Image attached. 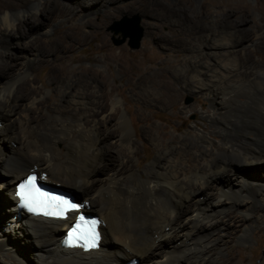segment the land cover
<instances>
[{
    "label": "bare ground",
    "instance_id": "1",
    "mask_svg": "<svg viewBox=\"0 0 264 264\" xmlns=\"http://www.w3.org/2000/svg\"><path fill=\"white\" fill-rule=\"evenodd\" d=\"M103 1L110 4V8L103 11L104 19L112 18L114 11L124 12L125 7L132 13H142L148 19L152 8L157 13L156 20L169 19L168 15L160 12L164 7L162 0H156L151 8L148 5L145 10L134 5L141 0H67L62 4L51 0L44 5L40 0H28L16 9L18 11H0V43L4 44L2 55L6 60L1 68H11L12 60L17 58L16 54L8 51L13 44L7 39L14 35L29 37L27 29L34 25L33 12L40 15L36 24L39 28L45 24L44 18L50 23L56 17H62L66 23L76 15L86 17L101 10L102 3L99 6L97 3ZM179 10L181 14L177 20L191 23L192 35L201 34L203 37L198 45L188 47L189 60L179 65L154 70L146 67L141 59L129 72L123 56L124 48L118 52L107 48L108 40L104 34L99 45L105 54L98 62L104 63L105 67H83L68 73L63 65L57 69L58 75L51 79V85L62 94V99L74 106L70 112L65 113L60 106L52 107L48 118L42 120L29 114V111L36 112L34 109L42 105L45 93L52 90L43 92L34 85L33 78H27L35 68L31 60L19 68L16 78L8 80V88L4 89V86V90H0V125L5 123L0 129V175L3 176L0 205L6 206L2 210L8 216L5 227L0 225V261L4 263L2 256L5 255L1 252L8 245L6 232L18 230L19 235H28L31 240L29 247L34 252L33 264H122L129 259H134L137 264H202L198 258L203 257L205 248L214 242L211 232L220 226L216 211L225 203L241 213L240 225L247 224L239 240L242 243L249 240L258 220L251 211L252 203L258 200L256 189L254 191L253 186H248L244 194V190L239 188L241 190H236L239 196H232L230 178L227 185L222 183V179L227 178L226 174L233 172L237 165L257 163L264 158V63L252 62V52L241 54L246 49L241 42L243 33L229 26L232 22L238 23V20L231 19L236 14L243 17L244 22L246 10L243 8H238L233 14L227 11L221 20L227 21L229 17L228 26L220 20L216 22H221L219 27L197 21L185 8L180 7ZM91 20L87 18L86 22ZM145 27L148 36L165 44L160 26L148 21ZM91 35L74 31L71 36L66 35L68 40L65 42L61 37L62 42L56 47L60 54L56 53L55 58L66 57L74 41L83 42ZM41 38L29 40L28 47L21 43L22 48H29L28 44H36ZM201 47L208 50L203 51ZM32 50L38 53L33 59L35 63H43L46 60L43 56L52 54L43 48ZM111 62H116L122 75L128 77V84L134 85L132 90L141 88V100L152 111L165 109L169 104L181 105L184 93L201 95L210 101V109L203 111L202 117L217 125L213 131L200 130L192 125L186 134L175 136V143L170 144L166 142L165 127L156 126L146 113L142 114L138 120L145 121L146 125L140 136L153 144L156 156L143 170L137 169L133 162L139 161L140 147L133 138L136 135L134 127L127 114L118 107L120 99L113 94L114 87L106 75ZM166 71L176 77L177 85L165 79ZM136 77L140 78L135 81ZM22 78L23 82L18 84ZM161 91L165 92L164 98L156 97L163 93ZM25 99L27 104L21 102ZM30 106L32 108L26 109ZM181 110L188 114L195 111V106L182 105ZM20 111L22 115L15 118ZM185 121L183 119L182 123ZM112 126L116 127L115 131H108ZM154 129L160 130L159 136L153 134ZM211 132L219 136L217 142L210 140ZM107 140L119 147L113 168H107L108 163H104L107 157L110 163L114 161V150L104 145ZM2 143L10 145L8 151ZM61 143L65 145L64 153L59 150ZM29 172L36 173L42 182L74 195L81 205L79 211L97 217L100 238L94 249L84 251L62 246V238L79 211L56 219L17 210L19 185ZM210 188L217 190V199L200 202L197 194L208 192ZM246 196L252 199L250 203L244 199ZM187 201H195L193 213L187 209ZM176 236L184 238L175 239L174 247L171 244L169 248L163 246L168 249H164L167 251L162 254L156 251L163 243H169V240L171 243V238ZM197 238L202 245L195 247L194 239ZM184 242L185 247L182 248ZM123 258L129 259L124 261Z\"/></svg>",
    "mask_w": 264,
    "mask_h": 264
},
{
    "label": "rangeland",
    "instance_id": "2",
    "mask_svg": "<svg viewBox=\"0 0 264 264\" xmlns=\"http://www.w3.org/2000/svg\"><path fill=\"white\" fill-rule=\"evenodd\" d=\"M27 1L28 0H0V11H18L16 9L19 8V6H22ZM50 1L51 0H40V3L44 5L45 3L49 4ZM58 1L62 4L67 0ZM155 1L156 0H141L137 3H134V5H139L142 7L141 10H145L148 5H150L151 8L152 4ZM162 1L164 2V7L161 8L162 10L160 12L165 14L164 16L168 15V20L171 19L174 21H168L164 18L156 20L157 13L155 10L152 11V8L150 9L151 13L149 14L148 19L146 16L144 17L140 12H130L131 10L127 7H125L124 12H118V10L113 12L111 10L110 12H113L111 13L113 17L104 19V15H102L103 11L108 10L110 8V4H104L103 1L97 3V6L102 3L101 5L103 6L101 10L91 12L86 17L76 15L71 21L66 23L63 21L62 17H56L50 23L48 22V19L46 20V18H44L43 20L45 21V24L41 25L38 28L36 24L38 23V20H40V15H37V12H33L34 14L32 16V21L34 22V25H29L27 29L30 33L29 37L25 39L14 35L7 39L10 43L13 44L8 51L17 55V58L12 60V66L9 69L1 68V66L6 63V60L4 59V55H2L4 54L2 46L3 43H0V90L2 91L8 88V80L16 78L19 72L18 70H20L19 68H22L24 64L29 63L31 60L34 63L35 68L34 72H32L33 74L31 73L27 78H33L35 80L34 85L40 87L43 92H46V90L48 89L52 90L49 93H45L43 99L44 102L42 103V105L34 109V111L36 112L29 111V114H31L32 116H38V118L42 120L48 118L49 112L52 107L54 108L60 106L59 108H62L61 110H63L65 113L70 112L74 106L62 99V94L59 91L55 90V88L51 85L53 82V80L51 79L58 75L57 69H59L63 65L68 73L70 70H79L83 67L91 69L103 68V66L105 67L104 63L98 62V60L105 54V51L100 48L99 45L100 39L104 34L107 36L108 40L107 48L114 50L115 52H118L121 48H124L123 56L126 59L127 65L129 66V72H132L134 70V65L138 60L141 59H143L146 67H152L154 70H160L161 68H164L168 65H179L182 62H185V60H189L190 55L188 53V47L192 45H198L199 39L201 40L203 38L201 34H195V36L192 35L191 28H193V26L191 23L189 24L188 22L177 20V17H179V15L181 14L179 10L180 7L187 9L192 16H195V19L197 21L202 22L205 25L215 27H219L221 22L223 25L227 23V25L225 26H228L229 17H227V21L221 20V17L223 18L224 14L227 11L233 14V12L238 10V8H243L244 10H246V17H244V22L242 21L243 17H241L239 14H236L231 19L238 20V23L232 22L229 26H233L241 33H243L241 34V42L243 44V47H245L246 49L245 51H242L241 54H244V52H247V54L249 52H252V62L256 64L264 63V0ZM42 5L40 6L41 9L43 8ZM258 6H260L262 9H259ZM78 9L81 8L78 7ZM177 10L179 12L174 13ZM85 18H92L93 20L86 22ZM123 19H127L133 25L135 24L137 33L140 36L138 47L131 46L130 36L126 35V37H124L122 34L123 32L116 31L115 28H117V23H119ZM102 20H105V22ZM220 20V24L216 23ZM61 21L63 22L62 24L59 23ZM148 21H153L154 25L160 26L162 37L164 38H162L163 43H165L164 45L160 43L157 38L147 35V30H145V22ZM74 31L83 35H86L87 33H92V35L88 36V38L83 42H79L78 40L74 41L73 47L67 53L66 57H62V59L55 58L56 53L60 54V52L56 51L58 43L62 42L60 38L63 37V42H65V40H68L66 38V35L71 36L72 32ZM37 37L42 38L39 39V41H36V44L34 42L28 44L30 49L22 48L21 43L26 44L25 46L28 47L27 42ZM180 43L182 44L180 45ZM31 44L32 46H30ZM33 48H43L46 51L50 50L52 54L43 56L46 59L45 61H43V63L40 61L35 63L33 59L38 53L35 54L33 52L34 50H32ZM201 48L204 49L203 51L208 50V48L206 47ZM204 60L206 61L207 58H205ZM7 62L11 63V60H8ZM106 75L108 77L109 83L114 87L113 94L120 99L118 107L120 108L121 112L123 111V113L127 114L130 122L134 127L136 135L133 136V138L137 140L140 147V152L139 161H134L133 164L139 170H143L149 163L153 162L156 156V149L154 148L153 144H151V142L144 141V139H142V136H140L141 133L145 130L144 125H146L145 121L138 120L142 114L146 113V115L150 118V121L155 122L156 126H161V128L165 127V131L167 133L166 142L170 144L175 143V136L186 134L192 125H195L200 130L205 129L208 131H213L212 128L217 125L216 122H212L211 120L202 117V112L210 109V101L205 99L204 97H201V95L192 96L184 93V96H181V105L170 106L169 104L165 109L152 111L141 100V88L139 87L132 90L134 85L128 84V77L122 75V72L119 70L116 62H111L110 68H108V70L106 69ZM164 75L167 81L177 85V79L175 76H173L168 71H166ZM138 78L136 77L135 81H137ZM22 80L24 79L22 78L17 83H22ZM164 93L165 92H163L161 95H156V97L161 96V98H164ZM240 99L242 100V97H240ZM21 102H24V104L28 103L27 99L22 100ZM182 105L186 107H192L194 105L195 111L184 114L181 110ZM30 108H32V106L27 107L26 109ZM17 115H15V118L21 116L22 111H20V113L18 112ZM183 119H186L185 123H182ZM4 126L5 123L1 122L0 129L4 128ZM115 129L116 127L112 126L108 131L113 132L115 131ZM152 132L157 136H159L160 134V130L158 129H154ZM209 138L214 142H217L219 140V136L212 132L210 133ZM2 145L4 149H6L7 151L9 150L10 145L8 143H2ZM104 145L105 147L111 146L114 150L112 152V158L114 159V161L110 163V158L108 157L107 160L105 159L104 161V163H108L107 168H113L115 167V163H117L118 157L116 150L119 147L114 143L111 144V140H107ZM59 150L61 153H64L65 145L61 143L59 145ZM142 175L144 176V174ZM226 176L227 178L222 179V183L227 185L228 177L230 178V185L232 189L231 191L233 192L232 196H239L238 191H236L241 190L239 188H242L241 191L244 190V194L248 186H253L252 189L254 191L256 189L255 193L258 197V200L256 203H252L251 211L253 216L258 218V220L257 223H254V230L249 240L242 243L239 240V237L242 233H245L244 230L247 227V224L245 223L244 225H240L241 222L238 219L241 213L235 207L228 206L227 203H225L220 210L216 211V220L220 223V226L219 228H216L215 230H213V232H211L213 238L212 240L214 242L213 244L205 248V255L198 258V261L202 262V264H264V158H262L257 163H252L249 165L239 164L237 165V167L233 168V172L229 171ZM2 177L3 176L0 175V181ZM17 180L18 179L14 181V184ZM50 183L56 184V182L52 181ZM57 185L61 186L60 184ZM62 186L65 187L64 185ZM214 189L215 188H210L208 190L209 193L199 192L197 195L200 197V202L205 203L209 200L217 199V190ZM203 195H205V199L202 200ZM0 196H3L1 187ZM192 196H194V194ZM244 199L249 203L252 201L249 196L244 197ZM194 204L195 201H187L186 203V207L190 213H193L195 211L196 206ZM3 208H6V206L2 207V205H0V225L2 227H5L3 225L5 224V220L8 216L2 210ZM257 209H259L260 211L258 210L257 212ZM90 211L97 213L92 210ZM184 222L187 223V221ZM232 223H234V225H232ZM21 230L23 229L21 228ZM17 231L11 232V230H8V232H6V234L8 235V245L7 247L4 246L3 251L1 252L3 255H5L2 256L5 258L3 259V261L5 264H33L35 257L34 252L29 247L31 246V240L29 239L28 235H25L26 237L19 235L20 233L18 234ZM177 238L178 240H180L184 237H173L171 238V243L170 240L168 241L169 243H163L162 247L157 248L156 251L162 254L163 251H167L164 249H168L170 247V244L174 247V240ZM194 241L193 242L195 247L202 245V242H199L200 239L197 238L194 239ZM163 246H167L168 248H164ZM181 246L182 248L185 247V242ZM127 259L129 258H123L122 260L125 261ZM4 263L0 261V264Z\"/></svg>",
    "mask_w": 264,
    "mask_h": 264
},
{
    "label": "snow or ice",
    "instance_id": "3",
    "mask_svg": "<svg viewBox=\"0 0 264 264\" xmlns=\"http://www.w3.org/2000/svg\"><path fill=\"white\" fill-rule=\"evenodd\" d=\"M19 195L24 204L31 211H43L45 215L63 216L71 210H77L78 205L57 196H50L40 190L37 186V177L29 176L27 180L19 185ZM78 223L71 233L70 243H75V239L84 241L86 247L93 248L99 238L96 232L97 220L85 221L80 217Z\"/></svg>",
    "mask_w": 264,
    "mask_h": 264
},
{
    "label": "water",
    "instance_id": "4",
    "mask_svg": "<svg viewBox=\"0 0 264 264\" xmlns=\"http://www.w3.org/2000/svg\"><path fill=\"white\" fill-rule=\"evenodd\" d=\"M116 31L123 32V36L126 37V35L131 37V46L132 47H138L139 46V34L137 33V29L135 28V24L133 25L131 22H129L127 19H123L119 23H117V28H115ZM122 42V41H121ZM75 199L76 197L72 195Z\"/></svg>",
    "mask_w": 264,
    "mask_h": 264
}]
</instances>
